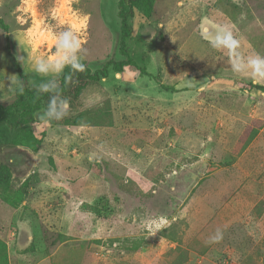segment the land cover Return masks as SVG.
I'll return each mask as SVG.
<instances>
[{
	"label": "rangeland",
	"instance_id": "obj_1",
	"mask_svg": "<svg viewBox=\"0 0 264 264\" xmlns=\"http://www.w3.org/2000/svg\"><path fill=\"white\" fill-rule=\"evenodd\" d=\"M118 1L0 0V103L15 99L17 65L30 86L53 78L32 70V49L53 55L68 23L87 18L93 70L122 59ZM131 24V54L152 76L111 71L63 96L56 124L37 111V152L0 149L14 183L28 182L20 207L0 199L9 263L264 264V81L233 74L199 35L228 24L242 53L264 54V0H156ZM218 228L223 239L206 244Z\"/></svg>",
	"mask_w": 264,
	"mask_h": 264
},
{
	"label": "trees",
	"instance_id": "obj_2",
	"mask_svg": "<svg viewBox=\"0 0 264 264\" xmlns=\"http://www.w3.org/2000/svg\"><path fill=\"white\" fill-rule=\"evenodd\" d=\"M156 0H119L118 17L120 19L119 54L122 59L107 60L100 68L93 70L85 61L86 69L83 72L65 68L62 72L58 93L68 97L74 102L82 90L91 82H98L107 78L111 71L123 72L126 67L135 66L142 75L152 76L145 66H140L134 59L128 46L133 33L131 19L136 13L149 19L153 16ZM0 25L6 30L7 25L0 19ZM19 80L23 84L22 94L15 93V99L11 103H0V149L5 146H19L37 152L42 144V139L37 135L35 125L38 121L37 111L46 110L50 93H38L36 86H30L21 66L17 65ZM162 87L170 90L173 87L162 84ZM264 91V86H259ZM56 124V120L50 121ZM68 124L79 125V119L66 120ZM28 193V182L17 186L13 180V172L10 165H0V199L13 208H18L24 202ZM0 264H10L8 258V246L0 240Z\"/></svg>",
	"mask_w": 264,
	"mask_h": 264
},
{
	"label": "clouds",
	"instance_id": "obj_3",
	"mask_svg": "<svg viewBox=\"0 0 264 264\" xmlns=\"http://www.w3.org/2000/svg\"><path fill=\"white\" fill-rule=\"evenodd\" d=\"M86 17L79 23H68L64 30L52 34L54 54L50 56L35 55L36 48L32 49V70L45 77H53L46 82L41 83L38 93H50L46 110L41 114V119L59 121L67 115L68 102L59 95L60 87L58 81L54 78L61 74L65 68L73 71L83 72L86 69L83 63V47L79 37L80 28L84 25ZM199 35L207 41L208 45L224 53L227 62L230 65L233 74L246 75L257 82L264 81V54L255 53L245 55L242 53L241 40L234 34L233 28L228 24H221L210 30L206 25H202ZM31 40V37H29ZM10 81L7 88L10 92L22 94L24 91L23 84L18 79H13V75L7 76ZM159 230V225H155ZM223 239V231L216 229L206 244H215Z\"/></svg>",
	"mask_w": 264,
	"mask_h": 264
}]
</instances>
